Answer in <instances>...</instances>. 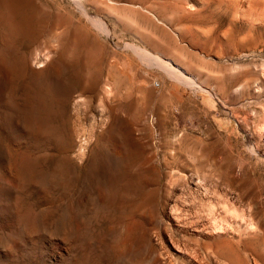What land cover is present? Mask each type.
<instances>
[{
    "label": "rangeland",
    "instance_id": "1",
    "mask_svg": "<svg viewBox=\"0 0 264 264\" xmlns=\"http://www.w3.org/2000/svg\"><path fill=\"white\" fill-rule=\"evenodd\" d=\"M0 264H264V0H0Z\"/></svg>",
    "mask_w": 264,
    "mask_h": 264
},
{
    "label": "bare ground",
    "instance_id": "2",
    "mask_svg": "<svg viewBox=\"0 0 264 264\" xmlns=\"http://www.w3.org/2000/svg\"><path fill=\"white\" fill-rule=\"evenodd\" d=\"M178 67H179V66H178ZM179 68H180V70H179V71H180V73H182V74H183L184 72H186V71H185L184 69H182L181 67H179Z\"/></svg>",
    "mask_w": 264,
    "mask_h": 264
}]
</instances>
